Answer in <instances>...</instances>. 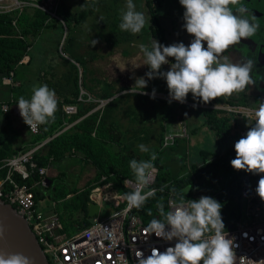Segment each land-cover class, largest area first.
Listing matches in <instances>:
<instances>
[{
    "label": "trees",
    "instance_id": "16d2710c",
    "mask_svg": "<svg viewBox=\"0 0 264 264\" xmlns=\"http://www.w3.org/2000/svg\"><path fill=\"white\" fill-rule=\"evenodd\" d=\"M19 1L28 3V5L12 12L0 13V83L2 78L9 77L10 72H14L15 67L19 65L24 56H29L30 61L33 56L32 48L36 42H41L38 51L43 55L40 67L44 74L43 83L47 84L50 89H54L56 95L61 98L62 101H59L61 107L62 104L75 106L76 113L67 118L64 111L59 110L55 113L54 120L46 125H40V133L34 136L31 143L36 144L49 137L52 138L63 129L64 120L66 123L81 120L73 126L72 130L64 131L44 144V148L35 155L37 165L38 167H47L50 162H61L72 152H76L86 163L96 169L94 178L82 190L61 193L60 199L70 195L67 198L66 209L69 211V215L74 213L76 216V231L89 225L87 206L93 188L113 181L119 192L123 194L131 192L124 185L125 179L135 182L129 161L131 159L148 160L152 153L157 156L153 163L158 170L153 187L159 191L156 193V197L150 198L142 208L133 210V213L137 214L144 224L148 225L153 218L164 220L157 208L158 201L163 203L165 212H167V198L170 193L176 196V201H179L183 195H185V199L193 200L191 181L204 178L212 180L221 169L226 173L227 183L222 187L225 188L223 193L225 196L221 197V194L215 198L223 190L220 188L215 189L214 192H210V189L209 197L215 198L222 204L221 215L225 229L229 224L234 223L239 216L240 209L238 198L240 178L247 172L234 170L230 161L235 158L234 144L242 138L240 132L245 128L247 121L238 117L234 118L226 111L194 107L202 114L203 124L213 133L215 148L212 151L200 149L195 156H190L184 148V145H191L189 137L178 138L172 146L163 148V135L165 134L163 124L164 122H173L178 117L176 112L178 105L157 98L152 99L149 95L141 94V89H136L137 93L128 92L125 95L123 92L129 88H118L119 82L111 83L96 79L92 76L93 73L89 70L85 57L82 54H75L77 49L88 45L91 39L88 37L90 32L85 31L82 26L90 17L97 14H100V17L93 28L96 32L101 33L99 39L101 38L111 47L131 43L134 34L121 31L119 28L122 0H56L54 9L48 12L39 7L42 6L43 0ZM174 1L141 0L137 1L138 4L135 2L138 11L145 8L147 12L145 14L151 17L150 24L144 27L142 35L146 34L150 40L155 39L165 46L169 45L162 19L169 16L172 22L170 4L174 5ZM159 9H162L165 17L160 15ZM51 13L55 14L56 18L52 17ZM173 26L175 25L173 24ZM77 39L79 40L78 45H76ZM61 42V52L64 56L58 49ZM55 58H58L60 62ZM96 58L97 56L91 51L89 59L93 61ZM172 62H175L174 58H172ZM59 66H62V70L59 69ZM81 91L92 98L97 97L99 100H105L107 103L104 108L96 109L87 115L98 106V103L83 102L82 100H85L87 95L81 96ZM158 91L168 92L167 86L159 87ZM79 97L82 100H79ZM131 98H134L135 101L131 102ZM237 99L240 100L239 104H244L243 96L241 99ZM147 101L152 104L150 110L145 106ZM159 102L167 107L161 116L157 115L154 104ZM191 102L198 103V105H212L211 101L204 104L199 102V99ZM228 103L236 104V98H231ZM0 113H2L1 110ZM122 115L126 118L125 125L120 118ZM152 122H156L158 130H154ZM137 123L138 129L135 128ZM248 124L249 122L246 123V125ZM196 132L197 128L190 134L194 135ZM140 144L147 146L149 152H141L138 148ZM168 151L175 155L169 156L165 160L164 155ZM12 156L9 144L2 143L0 145V162ZM188 158L190 163L186 164ZM173 159H177L181 169L188 167L189 175L171 176L168 168H170L169 165ZM102 177H105L106 180L100 182ZM37 179L36 175L31 181H24V183L30 184ZM58 179H49L48 182L52 184L48 188L53 185L54 180ZM16 180L21 183L19 177H16ZM186 190L188 191L185 193ZM35 195L38 203L43 195L39 190H35ZM58 218L61 222V218L59 216Z\"/></svg>",
    "mask_w": 264,
    "mask_h": 264
},
{
    "label": "clouds",
    "instance_id": "9594fccd",
    "mask_svg": "<svg viewBox=\"0 0 264 264\" xmlns=\"http://www.w3.org/2000/svg\"><path fill=\"white\" fill-rule=\"evenodd\" d=\"M179 4L184 8L183 28L193 37L191 42L187 46L183 42L165 46L151 39L150 46H139L145 57L144 65L149 67L145 76L148 80L163 78L166 81L168 102L174 100L183 104L191 93L194 101L199 99V102L207 104L253 85V60L232 62L224 55L229 47L254 36L260 27L247 5L242 0H179ZM150 19L144 12L137 11L133 0H126L119 28L138 34L150 24ZM97 42L91 40L93 46ZM170 57L175 62L170 64L168 71H160L162 65L169 64ZM133 87L141 89V94L149 95L143 92L147 87L144 77L136 78ZM129 90L123 94L127 95ZM155 92L153 89L150 98H155ZM16 105L23 122L35 130L55 119L58 98L55 90L47 84L34 85L30 99L20 96ZM254 115V126L234 144L236 155L230 165L234 170L259 175L264 174V103L259 104ZM138 148L141 152H149L143 144ZM156 158L152 153L148 160L129 161L135 183L133 191L123 196L128 209H140L150 198L156 197L157 189L149 187L157 172L153 163ZM255 192L264 201V175L260 176ZM169 204L170 210L165 212L163 203L157 202L164 220L153 218L147 225V231L164 241L175 239L176 243L163 252L152 247L147 256L138 250L137 264H235L234 249L238 245L225 230L220 202L209 196L202 195L192 200L185 199L183 195L179 201L172 200ZM2 232L0 228V234ZM0 264H33V261L22 253L0 251Z\"/></svg>",
    "mask_w": 264,
    "mask_h": 264
},
{
    "label": "built area",
    "instance_id": "2783aa9c",
    "mask_svg": "<svg viewBox=\"0 0 264 264\" xmlns=\"http://www.w3.org/2000/svg\"><path fill=\"white\" fill-rule=\"evenodd\" d=\"M25 5L28 3L19 0H0V13L12 12ZM39 7L43 9L42 6ZM45 11L48 12V10ZM3 81L9 83L10 80L4 78ZM155 98L163 101L170 99L168 92H156ZM88 100L91 99L88 98ZM97 103V109H102L107 101L98 100ZM171 103L181 104L174 100ZM221 105L197 104L196 106L226 111L234 118L238 117L249 122V126L240 132L242 137L250 127L254 126V113L259 105L238 103ZM6 109H8L7 105L1 107L3 112ZM63 111L66 115H72L76 113V107L66 105ZM24 126L30 135H39L40 126L35 130L25 123ZM183 132L185 133V130ZM181 137L183 135L179 132L165 134L162 147L172 146L175 140ZM43 144L44 141L36 143L31 150L13 155L0 162V200L12 206L24 218L49 264H137L138 250L143 251L147 256L150 255L152 247L163 252L167 247L174 246L175 239L164 241L147 231V225L137 214L133 213L134 208L128 209L127 202L123 199L124 194L117 190L113 181L93 188L89 195V204L95 203L99 206L98 216L91 218L92 221L88 226L74 234L64 233L58 215L49 214L45 208L40 207L39 202H36L35 190L48 185L47 169L38 167L35 160V155ZM157 174L158 170L149 187L155 188L153 185ZM36 175L37 180L30 184L24 183V181H31ZM261 175L264 174L246 173L241 176L238 197L239 216L225 229L230 237L235 238L234 243L238 245L234 249L235 264H264V201L255 192ZM16 177L20 178L21 183L16 180ZM105 180L106 178L102 177L100 182ZM134 183L129 179L124 181V185L131 191H133ZM172 200H176V196L170 193L167 198L168 211L170 210L169 202ZM103 208H107L110 213L101 218Z\"/></svg>",
    "mask_w": 264,
    "mask_h": 264
},
{
    "label": "rangeland",
    "instance_id": "374dc122",
    "mask_svg": "<svg viewBox=\"0 0 264 264\" xmlns=\"http://www.w3.org/2000/svg\"><path fill=\"white\" fill-rule=\"evenodd\" d=\"M137 1L141 0H133V2L137 3ZM175 4L171 5L170 10L172 9L171 16H173L172 22L170 21L169 16L166 18L162 19L163 27L166 30V39L169 45L173 43H179L183 42L186 46L191 42L193 37L189 35L183 28V14L182 12L184 11V8L179 4V0L174 1ZM56 4V0H43L42 1V7L45 10H52L54 9V6ZM126 5V0H122L121 3V10L125 8ZM138 11V9H137ZM142 12H146L145 8L141 9ZM147 13V12H146ZM160 15L162 14V17H165L164 12L162 9H159ZM100 14H97L93 17H90L89 20L85 23L84 28L85 31H89L90 35H88L90 39L88 45H85L82 47V49H77L75 51V54H82L85 59L88 61L87 66L89 70L92 71V76H94L96 79L101 80V81H107V82H119L118 88L120 87H127L129 88L130 93H137L136 89L132 86L135 83V79L138 77H144L147 80V87L144 88L146 93L150 94L152 93V90L155 89L158 91L159 87H164L167 86L166 81L163 78H154L151 80H148V78L145 76V73L149 71V67L147 65H144L145 63V57L143 56V53L140 51V45L145 44L150 46L151 40L148 38V36L142 35V31L138 34H134L131 39V43H123L119 44L116 47H111L108 46L107 43H105L101 38L99 39V36H101L100 32H96L95 28H93V25L97 22L99 19ZM172 23V25H171ZM173 24L175 26H173ZM79 36V35H78ZM79 38V37H78ZM91 40H96L98 41L94 46L91 44ZM155 40V39H154ZM76 45L79 44V40H76ZM158 41V40H156ZM160 43V42H159ZM161 44V43H160ZM41 42H36V44L33 47V50L31 51V54H34L35 56L42 55L40 51H38V48L40 47ZM60 45V44H59ZM75 45V44H74ZM44 46V45H43ZM206 47V44H205ZM59 49V48H58ZM92 51L97 58L93 61L89 59V53ZM224 55H227L232 62L234 60L231 59V53L227 50ZM169 59V64L168 65H162L160 71H168L169 66L172 62V58ZM160 92V91H158ZM124 93V92H123ZM156 94V92H155ZM119 95V94H118ZM147 96V95H146ZM237 97V96H235ZM188 99H186V102L183 103L185 106L181 104L187 111L192 113L196 121H198V126H197V132L194 135H191V131L195 130L196 128H193V125L189 124V121H186V125L184 126L183 122L179 119L178 122H182V124H179V128L177 126V132L183 135L181 138H187L189 137V143L191 144L189 146L190 148V156H195V154L200 150H208L212 151L215 148V139L214 135L211 131L207 129V127L203 124L204 119L202 117V114L200 113L199 110L188 106L187 102L192 103L193 101L192 94L189 93L187 96ZM233 96H224L221 101L219 98L214 99L211 101L212 105H220L222 103H226L225 99H231ZM240 99V97H238ZM245 98V96H244ZM219 100V102H218ZM135 101L134 98H131L130 100ZM225 101V102H223ZM245 101L251 104L252 102L250 101V98L247 101V98H245ZM221 102V103H220ZM229 102V101H228ZM227 102V103H228ZM156 106V112L158 113V116H161L165 112L166 105L159 103H154ZM150 105L151 102L145 103V106L150 110ZM178 115L182 116L181 110H178ZM180 116V117H181ZM122 123L126 124V118L122 115L120 116ZM159 118V117H158ZM193 122V123H194ZM154 130H158V126L156 125V122H152ZM138 123L135 125V128L138 129ZM185 130V133L183 132ZM152 143V142H151ZM175 155L174 153L172 154L171 152H167L164 155V159L166 160L169 156ZM169 165L170 168H168V171L170 172L171 176H179V177H184L189 175V170L186 167L185 169H181L180 166L178 165L177 159H173ZM190 163V161L187 160V163ZM225 171L221 169V171L216 175V177L212 180L209 178H204L201 180H192L190 183V186L192 187V196L193 200L199 199L203 194V196H209V191L214 192L215 189H220L224 187L227 183L226 181V173ZM64 176H61L58 180L53 181V185L48 188H41L39 191L43 195V198L39 201V205L41 208H45V210L49 213H56L60 218H61V223L64 227V232L67 235H72L76 232V227H75V215L74 213H70L66 209V206L68 204L67 198L70 197L67 196L64 199H60L61 193H69L72 191H79L82 190L83 188L79 186V181L75 176H70L68 175L67 172ZM204 180V182H203ZM203 182V183H202ZM212 187V188H211ZM223 190L218 194L215 198L218 196L221 197L225 196L224 190L225 188H222ZM55 190V192H54ZM201 192V194H199ZM56 193V194H54ZM214 198V199H215ZM105 207H108V205H105ZM111 208V206H110ZM102 214L101 218L104 215H108L110 211L107 208L102 209ZM89 223L92 221L91 218H88Z\"/></svg>",
    "mask_w": 264,
    "mask_h": 264
},
{
    "label": "crops",
    "instance_id": "0c3cea01",
    "mask_svg": "<svg viewBox=\"0 0 264 264\" xmlns=\"http://www.w3.org/2000/svg\"><path fill=\"white\" fill-rule=\"evenodd\" d=\"M29 59H30L29 56H24L23 59L20 61L19 65L15 67L14 72H10L9 77H5L10 80L9 83L4 82L3 81L4 78L1 79V83H0V110L3 105L8 106L7 112H3L1 110L2 113H0V145L4 142H7L9 144V149L12 151L13 155L29 151L35 145V143H31L34 136L30 135L27 132L24 126L23 119L19 114L18 106L16 105V103L18 102V98L20 96H24L26 99H30L32 95V88L34 85L39 86L41 84H44L43 83L44 74L40 69L43 55H39L37 57L33 54L30 61ZM55 59L56 61L60 62L58 58ZM59 69L62 70V66H59ZM80 95L83 96L87 94L84 91H81ZM56 96L58 98V110H57L58 112L61 109L63 110V107L66 105L62 104L61 107L59 101L62 100L61 98H59L58 95ZM88 98H90L91 100H88ZM79 100H82L81 97H79ZM98 100L99 99L97 97L92 98L87 95V98L82 101L85 103H89V102L97 103ZM187 103L190 104L188 106L193 105L191 106L193 108L197 107L196 105L198 104V103H190V102ZM260 103L263 102L257 101L256 103V101L255 102L252 101L251 104L247 102L241 105L257 106ZM177 105L178 107L176 112L178 117L173 122L170 123L164 122L163 124L165 134L178 133L177 132V129L179 128L178 123H180L181 125L183 122L185 126L186 121L187 122L189 121V124L194 126L193 128H197V126L199 125L198 121L194 122V120L196 121V119L194 118L192 113H190L189 111H187V109L183 107L185 106V104H182L183 106H181V104H177ZM97 107L94 110L88 112L87 115L94 112L97 109ZM178 110H181L182 116L178 115ZM66 117L69 118L70 116L66 115ZM178 118L180 120L182 118L181 120L182 122H177ZM80 120L71 123H66L64 120L63 129L58 133H56L53 137L60 135L64 131L72 130L73 126ZM246 123H245V127H248L249 124L246 125ZM52 138L51 137L47 138L44 141V144H46ZM44 144L41 148L38 149V151H41L44 148L45 146ZM184 148H186V153L190 155L189 145H184ZM188 161H190L189 158ZM45 168L47 169L46 172L47 180L60 178L61 176H64L66 174L65 172H67L68 175L75 176L78 179L79 186L82 188H84L87 185V183H89L94 178L96 174V169L91 164L86 163V161L81 157V155L76 152H72L70 156L65 157V159H63L61 162H55V163L50 162L49 165ZM50 184L52 183L48 182L47 186H49Z\"/></svg>",
    "mask_w": 264,
    "mask_h": 264
},
{
    "label": "water",
    "instance_id": "95a60500",
    "mask_svg": "<svg viewBox=\"0 0 264 264\" xmlns=\"http://www.w3.org/2000/svg\"><path fill=\"white\" fill-rule=\"evenodd\" d=\"M52 17L56 16L51 13ZM63 42V39H62ZM59 52H61V45ZM99 206L90 203L87 206V217L96 218L98 216ZM0 228L3 229L0 234V251L4 253H22L31 258L33 264H49L43 253L36 237L30 230L26 221L16 210L0 200Z\"/></svg>",
    "mask_w": 264,
    "mask_h": 264
},
{
    "label": "flooded vegetation",
    "instance_id": "af4514ba",
    "mask_svg": "<svg viewBox=\"0 0 264 264\" xmlns=\"http://www.w3.org/2000/svg\"><path fill=\"white\" fill-rule=\"evenodd\" d=\"M242 2L253 12V15L256 17V23L260 27L254 36L242 39L240 43L229 47L228 51L231 53V59L234 62H242L244 59L253 60L254 67L251 75L255 83L248 86L244 91L233 93L231 96L236 98V103L238 104L240 100L237 98L240 97L241 99L242 96H245L247 101L250 98L251 102H255L256 99L259 102H264V0H242ZM231 7L235 9L236 6ZM222 98H219L220 101ZM225 101L227 103L230 99H225ZM243 102L247 103L246 101Z\"/></svg>",
    "mask_w": 264,
    "mask_h": 264
}]
</instances>
